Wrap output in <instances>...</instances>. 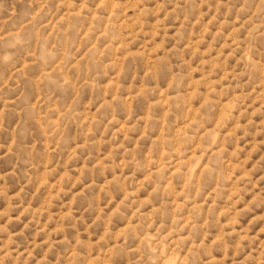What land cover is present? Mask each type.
<instances>
[{
  "label": "rangeland",
  "instance_id": "374dc122",
  "mask_svg": "<svg viewBox=\"0 0 264 264\" xmlns=\"http://www.w3.org/2000/svg\"><path fill=\"white\" fill-rule=\"evenodd\" d=\"M0 264H264V0H0Z\"/></svg>",
  "mask_w": 264,
  "mask_h": 264
}]
</instances>
